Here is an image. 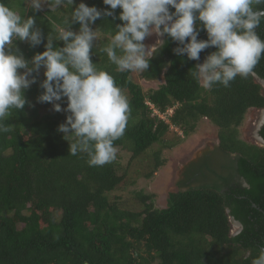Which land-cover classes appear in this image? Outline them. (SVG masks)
<instances>
[{"label": "trees", "instance_id": "16d2710c", "mask_svg": "<svg viewBox=\"0 0 264 264\" xmlns=\"http://www.w3.org/2000/svg\"><path fill=\"white\" fill-rule=\"evenodd\" d=\"M81 2L111 10L103 0H75L73 8ZM3 3L25 18L33 16L43 36L51 34L54 40L71 11L46 7L34 12L26 0ZM120 12L117 8L114 17L102 16L92 25L103 37L92 49V62L114 77L131 109L114 147L129 153L131 162L148 154L153 166L143 175L149 179L166 164L162 153L172 149L167 137L173 131L187 137L205 119L217 128L218 144L183 168L178 191L167 195L164 207L154 208L152 196L139 192L141 209H125L119 197L112 198L125 180L118 162L90 166L87 153H69L75 138L58 131L65 123L62 115L39 113V106L49 103L38 102L45 77L37 76L24 92L25 107L11 109L0 122L7 129L0 130V264H252L264 247V146L241 141L238 128L248 110L264 109L258 81H264V58L229 87L216 83L204 88L193 75L195 66L216 49L189 60L174 53L178 44L165 35L149 68L139 72L143 81L162 82L143 91L132 72L117 71L99 51L122 23ZM72 30L78 31L79 24ZM256 31L264 40V20ZM198 39L206 40V31ZM54 46L63 47V42L54 41ZM15 47L29 61L45 50L43 44L33 48L22 41ZM151 108L167 115L166 121ZM259 136L264 140V123ZM198 160L201 167L193 166ZM218 164L223 167H212ZM232 221L241 225L236 235L231 234Z\"/></svg>", "mask_w": 264, "mask_h": 264}, {"label": "clouds", "instance_id": "9594fccd", "mask_svg": "<svg viewBox=\"0 0 264 264\" xmlns=\"http://www.w3.org/2000/svg\"><path fill=\"white\" fill-rule=\"evenodd\" d=\"M26 3L34 12L45 5L50 12L67 8L70 16L64 19L55 40L51 34L45 38L33 16L25 18L0 0V122L11 109L25 107L24 92L37 83L43 68V92L38 102L52 104L56 112L69 113L58 131L64 137L75 138L69 144V153H87L90 166H103L116 158L114 141L124 134L131 115L128 98L114 77L99 70L91 59L98 36L92 25L102 16L114 17V10L121 9L118 19L122 23L116 25L108 43L99 49L119 72H145L150 59L163 46L165 35L177 42L174 53L186 54L189 60L198 61L203 50L216 49L195 66L193 75L204 88L216 83L229 87L237 76L246 78L251 74L264 58V40L256 31L264 20V9L256 6L264 5V0H103L111 10L83 2L73 8L75 0ZM74 24H79L78 31L72 30ZM201 31H206V40L198 39ZM153 35L162 40L146 46L145 39ZM16 41L27 42L33 48L43 44L45 50L29 61L15 47ZM54 41H62L63 47H55ZM64 98L67 107L62 109L57 102ZM152 110L166 121L167 115ZM0 130H7L2 123ZM257 136L263 143L257 146L263 147L264 140ZM236 223L232 221L238 228L232 235L240 232ZM252 264H264V248L259 249Z\"/></svg>", "mask_w": 264, "mask_h": 264}, {"label": "rangeland", "instance_id": "374dc122", "mask_svg": "<svg viewBox=\"0 0 264 264\" xmlns=\"http://www.w3.org/2000/svg\"><path fill=\"white\" fill-rule=\"evenodd\" d=\"M47 6L45 5L43 9ZM93 28V27H92ZM94 30V29H93ZM102 35L98 33L97 40L102 39ZM157 39L162 40V37L155 35L145 39L146 46H152L156 43ZM96 40V42H97ZM94 42V45L97 43ZM44 69L40 70L38 77L43 76ZM34 75H36L34 73ZM131 79L136 82L143 91L157 87L162 81L158 82H146L140 79L139 72H132ZM202 84V83H201ZM263 94H264V86ZM59 103V102H57ZM67 107L66 103L61 104V108ZM39 113L45 112L54 113L52 104L45 108L42 105L39 106ZM264 109L262 110H248L244 116V120L241 126L238 128V138L247 143L253 145H263L258 139L257 133L261 125ZM62 115V121H66V117L69 113L64 111L59 112ZM177 136L180 140H177ZM168 143L172 144V149L165 150L162 153V157L166 160V164L160 167L157 172L151 178H144L143 174H147L151 171L152 158L147 154L139 157L135 161H130L131 155L125 151L116 149L115 161L118 162V173L125 175V180L121 186L112 194L113 197H119L121 206L125 209H141L140 201L137 198V194L141 192L144 195H151L154 208H162L165 206V201L169 193L178 191L177 182L182 178V170L189 163L194 161L198 154L205 150L208 146H215L217 141V128L209 121L201 119L196 124L195 131L190 133L187 137H183L179 130L173 131L167 137ZM199 160L192 164L195 167H201L198 165ZM191 165V164H190ZM226 166H228L226 164ZM212 167H223L222 164L212 165ZM214 180L215 176L209 174V179ZM59 216L56 215V219ZM238 228L232 224L231 232L236 233Z\"/></svg>", "mask_w": 264, "mask_h": 264}, {"label": "flooded vegetation", "instance_id": "af4514ba", "mask_svg": "<svg viewBox=\"0 0 264 264\" xmlns=\"http://www.w3.org/2000/svg\"><path fill=\"white\" fill-rule=\"evenodd\" d=\"M264 123V122H263ZM263 123H261V125H260V127H259V130H260V128H261V126L263 125ZM259 130H258V133H257V135H259ZM260 137V136H259ZM264 142V141H263ZM217 145V144H216ZM256 145V144H255ZM257 146V145H256ZM214 148H215V146H212V148H211V146H208L205 150H207V151H210V153L211 152H214ZM205 150H202V152H200L199 154H198V156H200V157H202V154L205 152ZM210 155V154H209ZM239 181V183H241V185L243 186V187H245L246 186V184H245V182L243 181V180H241V179H238Z\"/></svg>", "mask_w": 264, "mask_h": 264}, {"label": "water", "instance_id": "95a60500", "mask_svg": "<svg viewBox=\"0 0 264 264\" xmlns=\"http://www.w3.org/2000/svg\"><path fill=\"white\" fill-rule=\"evenodd\" d=\"M257 79H258V78H257ZM259 82H260L261 85L264 86V81H262V80L259 79ZM263 122H264V112H263V117H262V121H261V123H263ZM236 224L238 225L239 230H241V225H240L239 223H236ZM263 248H264V247H263Z\"/></svg>", "mask_w": 264, "mask_h": 264}, {"label": "built area", "instance_id": "2783aa9c", "mask_svg": "<svg viewBox=\"0 0 264 264\" xmlns=\"http://www.w3.org/2000/svg\"><path fill=\"white\" fill-rule=\"evenodd\" d=\"M154 113H155V114H157V112H156V111H154Z\"/></svg>", "mask_w": 264, "mask_h": 264}]
</instances>
